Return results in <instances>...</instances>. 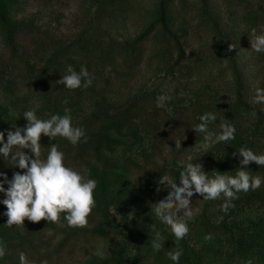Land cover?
<instances>
[{
	"label": "rangeland",
	"instance_id": "obj_1",
	"mask_svg": "<svg viewBox=\"0 0 264 264\" xmlns=\"http://www.w3.org/2000/svg\"><path fill=\"white\" fill-rule=\"evenodd\" d=\"M160 1L2 0L4 18L17 35L12 49L0 31V123L23 107L16 104L19 98L35 100L25 83L33 76L30 70H38L56 48L71 43L72 57L89 64L92 78V86L82 91L81 106L70 112L72 126L85 134L100 126L109 129L106 123L98 127L87 123L99 103L109 117L130 108L131 120L123 126L120 120L114 126L118 131H110L124 148L108 157L104 171L87 154L68 148L67 140L41 137L42 154L55 143L65 153L66 166L96 180V206L83 228H68L62 218L56 223L25 220L24 226L8 228L6 218L0 216V243L6 246L0 264H18L21 251L33 264L45 259L48 264H172L166 253L183 247L201 264H246L249 258L253 264H264L262 185L239 193L227 214L220 211L223 199L204 201L194 194V218L188 235L179 242L154 213L155 204L167 194L160 176L178 179L188 156L195 157L192 162L202 164L209 176L217 171L234 175L239 167L235 151L242 146L256 153L264 150L255 121L240 109L232 111L237 75L241 102L264 113V105L252 103L255 87L264 88V54L253 52L249 42L251 29H264V0H166L167 28L174 39L157 27L144 35L157 18ZM117 43L125 52L113 48L109 62L101 64L102 49ZM56 84L49 101L60 103L63 116L66 88ZM39 101L38 117L47 119L50 113ZM206 112L219 118L209 125L210 131L217 132L220 123L233 124L235 140L205 151L202 134L192 129ZM225 112L233 118H225ZM257 167L245 170L262 177ZM4 210L2 206L0 213ZM153 228L163 236L158 251L151 247ZM209 233L213 239L205 241ZM189 257L181 256L180 264H192Z\"/></svg>",
	"mask_w": 264,
	"mask_h": 264
},
{
	"label": "clouds",
	"instance_id": "obj_2",
	"mask_svg": "<svg viewBox=\"0 0 264 264\" xmlns=\"http://www.w3.org/2000/svg\"><path fill=\"white\" fill-rule=\"evenodd\" d=\"M250 37L251 50L264 54V29L259 32L255 28L251 29ZM66 72V75L57 80L64 88L75 90L92 86V78L85 66H81L79 72L68 66ZM252 103L264 105V88L255 87ZM256 115L253 111L252 116ZM22 118L25 121L23 126L15 123L0 131V162L8 161V169H13L11 177L7 172L0 171V205L5 209L0 216L6 218L4 226L21 227L25 220L32 223L41 220L56 223L62 218L68 228L85 227L96 206V180L85 179L79 171L66 166L65 153L55 143L48 147L46 154L41 151L42 136L47 137L48 141L61 137L76 146L85 137V132L72 126L68 109H65L63 116L52 114L48 119L39 118L36 110L29 109L23 113ZM198 119L200 122L192 130L202 134L205 151L216 144L226 145L235 140L236 127L233 124L224 122L218 125L217 132L209 130V125L219 119L214 112H206ZM176 147L180 148L179 141L176 142ZM233 155L239 158V167L234 175L217 171L214 176H209L203 171L202 164L192 162L197 159L190 155L182 162L178 179L169 175L160 176L159 184L167 187V194L155 204L154 213L161 223L168 226L177 242L182 241L189 233V222L194 218L191 210L194 194L201 196L204 201L223 199L220 211L227 214L229 209L235 207L233 201L238 198L239 193L256 191L264 184V177L251 175L245 170L253 162L264 167V153L257 154L242 146ZM162 239L161 232L153 228V251L162 247ZM212 239L211 233L204 236L205 241ZM5 255L6 246L0 243V259ZM166 255L172 264H180L183 249L176 248ZM18 264L33 262L21 251L18 254ZM40 264H48V261L41 260ZM246 264H253V260L249 258Z\"/></svg>",
	"mask_w": 264,
	"mask_h": 264
},
{
	"label": "trees",
	"instance_id": "obj_3",
	"mask_svg": "<svg viewBox=\"0 0 264 264\" xmlns=\"http://www.w3.org/2000/svg\"><path fill=\"white\" fill-rule=\"evenodd\" d=\"M104 1V0H103ZM2 0H0V31H1V37L5 43V45L8 48L15 49L16 48V28L9 26L7 21L4 18V13H3V4ZM167 2L166 0H161L158 5V12H157V18L155 22L150 26L149 29L145 32L144 35H148L151 31L152 28L157 27L163 34L164 36L168 38H173L172 34L169 32L167 28ZM84 35H88L87 32L84 33ZM144 35L142 37H144ZM141 38H139L138 41H140ZM81 40V38H80ZM77 45V42H74ZM80 43V42H79ZM224 43H222L223 45ZM72 43L68 45H60L58 48L54 50V52L51 53L50 59L46 64H43L42 67L38 68V70L31 69L30 72L33 73V76H29L27 78V81L25 82L27 85V89L30 90V93L33 94V98L29 100L28 98H19V100L16 102L23 103V107L19 109L18 111L13 112V116L8 117L6 121H3L0 123V131H3L5 129H8L11 127V124H17L18 126H22L25 121L22 118L23 113L29 109H34L36 110L37 116L40 113V110L37 111V108L35 109L36 103H38L39 100H41V108H46L48 109V117L45 118H50L52 114H60L62 112V108L60 107V103L56 102H50L51 98L49 97L51 95V90L54 89V87L57 85V80H59L63 75H66L67 72L64 74V71H66L68 66H72L73 69L76 72H79L81 66H85L87 70L89 71V64L88 63H77L75 59L72 57V52H73V47ZM75 45V46H76ZM176 47L178 50H180V46L175 42ZM78 46V45H77ZM109 46V45H107ZM114 46V45H113ZM117 47H107L102 49V54L100 55V60L99 62L102 63H108V57L109 54L111 53L113 48H118L119 50H123L125 52V48L121 46L120 44H116ZM79 47H82L80 44ZM179 55H181L179 53ZM128 55V57H130ZM33 68V67H32ZM236 73V71H235ZM9 81V80H8ZM235 86H236V104L233 112H237L238 109L241 110L242 114H244L247 117H250L255 121V125L257 128H259L262 137H264V113L261 111H258L256 109H252L248 107L246 104H243L241 102V86L239 84L238 76H235ZM82 91H84V87L75 89V90H68L64 89L62 96H64V103L65 105L63 106V110L68 109L70 112L73 109H76L77 105L82 104ZM58 93L56 94V96ZM140 101V100H139ZM40 102V101H39ZM15 104V105H16ZM17 106V105H16ZM91 114L89 118L87 119V123L91 127H98L102 125L103 123H106V127H109V129L101 127L99 129H93V132L88 133L86 132L85 137L81 139V142L76 145L72 146L71 144L68 143V141L65 143L68 145V148H73V150L85 153L88 155L89 158L94 159L95 163L103 167V171L105 170L104 167H106L109 164V156H113L115 154H118L121 150L124 148V144L120 142L118 139L114 138L111 134L110 131H118V126L119 121L121 120V125H125V123H128L131 118H130V113L131 109L128 108V110H124L122 112L116 113L114 117H109L108 111L101 106V104H97L94 108L91 109ZM255 111L257 113L256 117L252 116V112ZM224 116L225 118L232 117L233 114L228 115V113L225 112ZM223 116V117H224ZM110 126H113L111 128ZM121 128V127H119ZM68 143V144H67ZM260 153H264V150ZM259 154V153H257ZM256 165L254 162L250 163L246 167ZM10 167L8 161H4L3 163L0 162V171H5V172H10L13 171V169H8ZM260 168L259 171H262V177H264V167L259 166ZM12 173V172H11ZM9 174V173H8ZM263 187H261L259 190L261 191L263 197L261 199V203L264 205V184H262ZM2 198V197H1ZM2 211V205H0V212ZM195 222H192L191 224H194ZM198 225L202 226L205 228L206 226L203 224ZM183 255L182 259L189 257L190 255L192 264H201L199 258L192 253L191 254H186L185 248L183 247ZM119 264V262L117 263Z\"/></svg>",
	"mask_w": 264,
	"mask_h": 264
}]
</instances>
